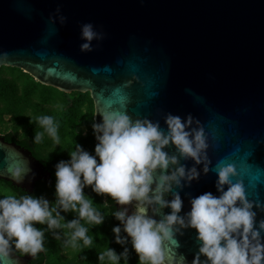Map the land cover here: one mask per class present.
<instances>
[{
  "label": "water",
  "instance_id": "1",
  "mask_svg": "<svg viewBox=\"0 0 264 264\" xmlns=\"http://www.w3.org/2000/svg\"><path fill=\"white\" fill-rule=\"evenodd\" d=\"M88 92L115 204L159 264H264V0H0V68ZM0 137V180L51 173ZM0 229V264H29Z\"/></svg>",
  "mask_w": 264,
  "mask_h": 264
},
{
  "label": "trees",
  "instance_id": "2",
  "mask_svg": "<svg viewBox=\"0 0 264 264\" xmlns=\"http://www.w3.org/2000/svg\"><path fill=\"white\" fill-rule=\"evenodd\" d=\"M11 76L9 79L0 81V113L17 114L25 106H30L33 98L30 88L33 84L39 83L17 68H13ZM23 76L25 79L22 82V92H19L17 80ZM78 94V97L74 98L71 103L67 104L66 98L63 100L64 114H62L61 122L64 123L57 136L55 135L59 145L67 146V141L71 140L69 141L71 145L77 146L79 154L74 158L84 165L78 173L77 182L65 180L63 170L53 165L51 158L47 156L44 158L40 156L39 151L35 152L41 161L51 165L49 169L55 177L54 185L42 181L37 182L36 190L39 185H44L53 192L56 197V210L58 215L64 219L67 239L72 240L73 245L69 246L64 240L60 241L57 251L53 253L55 242L48 231L46 232L47 237L43 236V238L28 235V240L38 242L33 247V250L37 251V257L30 264H45L49 254L60 258L57 264H159L158 261L141 257L142 249L139 245L142 240L141 230L138 228L135 232L128 224H124L119 214L121 211L115 204L114 184L118 172L135 169L148 163V153L134 152L130 158H125L116 170H114L115 167L111 168L108 165L101 168L104 150H108L113 157L115 155L110 146L101 144L95 137L91 121L94 105L90 95L88 106L83 111L81 106L88 95ZM63 95L65 97L66 94L63 92ZM13 99H15L14 102ZM38 121L40 124L43 123L41 119L35 121L34 118H29L31 132L36 128L40 131ZM44 126L47 127L45 124ZM84 126L89 133L82 134L78 130L79 127ZM67 150L62 151L67 153ZM5 183L13 188L10 183ZM14 193L18 202L14 201L13 196L7 197L0 193V222L7 224L10 221L14 229L18 230L13 231L16 243L7 235L5 238L10 249L23 255L27 247L24 248L21 245L18 236L23 234L21 228L24 227L27 230L28 209L24 201L26 193L21 189ZM10 207L18 208V214L15 217L10 216ZM46 214L47 212L43 215L46 216ZM38 230L45 231L41 227H38ZM64 252H68L69 256L62 255Z\"/></svg>",
  "mask_w": 264,
  "mask_h": 264
},
{
  "label": "rangeland",
  "instance_id": "3",
  "mask_svg": "<svg viewBox=\"0 0 264 264\" xmlns=\"http://www.w3.org/2000/svg\"><path fill=\"white\" fill-rule=\"evenodd\" d=\"M13 68L15 67H1L0 81L2 79L11 78ZM29 77L32 78L31 76ZM24 79L25 78L23 76L17 80L19 92H22L21 87ZM23 86L25 87L24 83ZM30 89V91H32L31 93L33 94L32 104L30 106H25L21 110V112L24 111V114L27 117L34 118L35 121L41 119V122H43L40 124V122L38 121L40 131L38 130V128H36L35 130H33V132H31L35 138L36 149L39 151L40 156L44 158H46V156L51 158L53 160L52 164L59 166L63 170L65 180H73L77 182L78 173L84 166L82 165L83 163L81 161L74 158L79 154L76 148L77 146L73 147L71 145L72 143L69 142L71 140L67 141V146L61 144L59 145V142L56 140L55 135L57 136L58 131L64 123L61 122L63 120L62 114H64L63 100L66 98V103H71L74 98L78 97V93L80 92L65 93L66 95L64 97L63 92L58 91L56 88L41 85L39 83L33 84ZM85 94H87L88 96L81 106V109L83 111H85L89 102V93L86 92ZM14 100L15 99H13V102ZM92 123H94V121H92ZM44 124L47 127H45ZM78 130L82 134L89 133L87 132L88 129H86L85 126L79 127ZM62 150H67V153L63 152ZM103 157L104 158L102 159L100 166L101 168L104 165H108L109 167L114 168L119 164V161L115 157H113L108 150H104ZM145 165H148V163L141 165L138 168L142 169L143 167H145ZM49 192L50 190L44 185H39L37 190L34 192L30 205H27V230L24 227L21 228L23 234L21 233L18 236V239L24 248L35 242L33 240H28V235L31 237L37 236L39 238H43V236L47 237V231L50 233V236L55 242V244H53V253L57 251V246L59 245L58 243L60 241L64 240L65 244H68L69 246L73 245V241L67 239L64 219L60 215H58L59 213L56 210V197H54V199H49L46 195V193ZM0 193L7 197L13 196L14 201L18 202V199L14 196V191L2 180H0ZM9 212L11 214V217H15L18 214V208L10 207ZM45 212H47V217L43 215L45 214ZM38 227L45 229V231L38 230ZM0 229L5 234V236H9L11 240L16 243V240L13 237V231L18 230L14 229V225H11L10 221H8L7 224H3L0 222ZM65 254L66 256H69L68 252L62 253V255ZM59 259L56 256L49 254L47 261H45V264H57Z\"/></svg>",
  "mask_w": 264,
  "mask_h": 264
},
{
  "label": "flooded vegetation",
  "instance_id": "4",
  "mask_svg": "<svg viewBox=\"0 0 264 264\" xmlns=\"http://www.w3.org/2000/svg\"><path fill=\"white\" fill-rule=\"evenodd\" d=\"M0 137H2L8 143L16 144L20 148L28 149V150L32 151L33 155L36 158H38L37 155L35 154V152H37L38 150L36 149V146H35V138H34L33 134L31 133V130H30L29 117H27L24 114V111L18 112L17 114L16 113H8V112L0 113ZM130 157H126V158H130ZM118 161H119L118 165H120L123 161H125V158L122 160H118ZM41 162L44 165V167H43L44 172H50L51 173V182H47V183H49V185H54V182H55L54 178L55 177L53 175L52 170L49 169L51 167V165H47L44 161H41ZM117 166L115 167L114 170H116ZM41 181L46 182L45 180H40L38 182H41ZM11 189L15 192L19 191V188L13 187ZM35 191H36V188H35ZM34 192L32 194H26L24 201L27 205H30L31 198L34 195ZM46 195L48 196L49 199H54V197H55V195L53 194L52 191H50L49 193H46ZM119 214H121L122 221H123V219H125L126 216L122 215L121 212ZM123 223L128 224L125 222H123ZM36 244H38V242L32 243L27 247L25 254H30L32 256V259L30 261H28L29 264L31 261L35 260L37 257V251L33 250V247Z\"/></svg>",
  "mask_w": 264,
  "mask_h": 264
}]
</instances>
